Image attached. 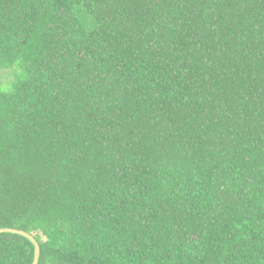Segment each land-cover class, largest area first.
<instances>
[{"label":"trees","instance_id":"1","mask_svg":"<svg viewBox=\"0 0 264 264\" xmlns=\"http://www.w3.org/2000/svg\"><path fill=\"white\" fill-rule=\"evenodd\" d=\"M0 70V228L38 264H264V0H0Z\"/></svg>","mask_w":264,"mask_h":264},{"label":"water","instance_id":"2","mask_svg":"<svg viewBox=\"0 0 264 264\" xmlns=\"http://www.w3.org/2000/svg\"><path fill=\"white\" fill-rule=\"evenodd\" d=\"M9 232L16 233L26 237L34 246V258L32 264H38L41 254V247L38 240L34 237L33 234L26 232L25 230L13 228V227H2L0 228V233Z\"/></svg>","mask_w":264,"mask_h":264},{"label":"rangeland","instance_id":"3","mask_svg":"<svg viewBox=\"0 0 264 264\" xmlns=\"http://www.w3.org/2000/svg\"><path fill=\"white\" fill-rule=\"evenodd\" d=\"M12 79V70H0V88L7 89Z\"/></svg>","mask_w":264,"mask_h":264}]
</instances>
